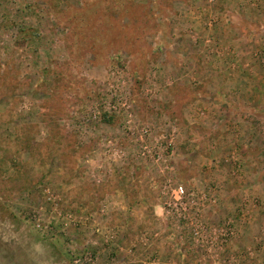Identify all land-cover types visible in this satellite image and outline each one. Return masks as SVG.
<instances>
[{"label":"rangeland","instance_id":"obj_1","mask_svg":"<svg viewBox=\"0 0 264 264\" xmlns=\"http://www.w3.org/2000/svg\"><path fill=\"white\" fill-rule=\"evenodd\" d=\"M0 264H264V0H0Z\"/></svg>","mask_w":264,"mask_h":264},{"label":"built area","instance_id":"obj_2","mask_svg":"<svg viewBox=\"0 0 264 264\" xmlns=\"http://www.w3.org/2000/svg\"><path fill=\"white\" fill-rule=\"evenodd\" d=\"M175 194L178 197L177 201H182L186 196V189L183 186H179L176 188Z\"/></svg>","mask_w":264,"mask_h":264}]
</instances>
